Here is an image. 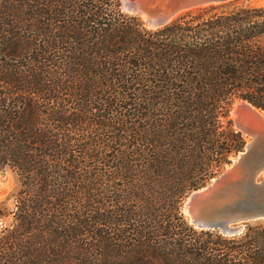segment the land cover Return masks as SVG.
Wrapping results in <instances>:
<instances>
[{"label": "trees", "instance_id": "trees-1", "mask_svg": "<svg viewBox=\"0 0 264 264\" xmlns=\"http://www.w3.org/2000/svg\"><path fill=\"white\" fill-rule=\"evenodd\" d=\"M120 4L0 0V264H264V221L182 212L244 150L233 104L264 112V6L149 29Z\"/></svg>", "mask_w": 264, "mask_h": 264}, {"label": "water", "instance_id": "water-1", "mask_svg": "<svg viewBox=\"0 0 264 264\" xmlns=\"http://www.w3.org/2000/svg\"><path fill=\"white\" fill-rule=\"evenodd\" d=\"M236 0H121L123 12L149 29L165 26L182 14ZM236 106V109H235ZM234 128L250 141L236 161L206 186L192 191L182 212L197 229L240 233L250 222L264 221V112L236 101Z\"/></svg>", "mask_w": 264, "mask_h": 264}, {"label": "rangeland", "instance_id": "rangeland-1", "mask_svg": "<svg viewBox=\"0 0 264 264\" xmlns=\"http://www.w3.org/2000/svg\"><path fill=\"white\" fill-rule=\"evenodd\" d=\"M258 6H264V0H236L234 2L223 4L222 6L216 9V12H231L239 8H252V7H258ZM201 10L202 9H196L188 13L182 14L179 17L186 16V15H191V16L196 15ZM231 118L232 120L234 119L232 115H231ZM244 138L246 139V144L249 143L250 139L245 136ZM237 156L232 158V163L230 165L224 166L220 174L225 172L236 161ZM17 187H18L17 180L9 171L0 172V203L5 202L7 203L8 207L11 208L12 203H14L12 196L16 192Z\"/></svg>", "mask_w": 264, "mask_h": 264}, {"label": "bare ground", "instance_id": "bare-ground-1", "mask_svg": "<svg viewBox=\"0 0 264 264\" xmlns=\"http://www.w3.org/2000/svg\"><path fill=\"white\" fill-rule=\"evenodd\" d=\"M235 109H236V106H235ZM231 115H232V117L235 119L236 118V113H235V111H233L232 113H231ZM264 116V115H263Z\"/></svg>", "mask_w": 264, "mask_h": 264}]
</instances>
